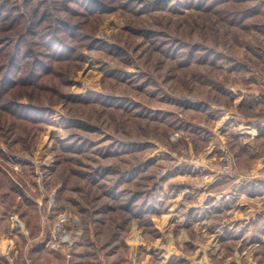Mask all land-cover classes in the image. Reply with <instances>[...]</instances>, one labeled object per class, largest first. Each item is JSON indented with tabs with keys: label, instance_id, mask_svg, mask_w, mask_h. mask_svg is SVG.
<instances>
[{
	"label": "rangeland",
	"instance_id": "obj_1",
	"mask_svg": "<svg viewBox=\"0 0 264 264\" xmlns=\"http://www.w3.org/2000/svg\"><path fill=\"white\" fill-rule=\"evenodd\" d=\"M0 19V264H264L235 232L264 188V0H0Z\"/></svg>",
	"mask_w": 264,
	"mask_h": 264
},
{
	"label": "crops",
	"instance_id": "obj_2",
	"mask_svg": "<svg viewBox=\"0 0 264 264\" xmlns=\"http://www.w3.org/2000/svg\"><path fill=\"white\" fill-rule=\"evenodd\" d=\"M250 129L252 131L250 133L252 134V136H261L260 128L253 127ZM260 175L264 177V172H262V174ZM262 179L264 178H261V180ZM258 181L259 180H256V179L252 180L251 178V180H248V183L244 184L240 192L241 193L240 200H242L243 204H240L241 214L239 218L241 219L240 220L241 223L240 225H238V227L235 230L237 234L239 233L237 240L242 242V245L248 239L253 240V242L248 245V248L243 249L244 250L243 253L248 252L247 250H250L249 253L255 252L257 251V249H259L260 246L264 245V188H261V189L258 188V191L256 190L255 187L258 186V183H259ZM252 189H254L253 191L255 192V194L251 193ZM243 201H246L247 203ZM254 203H256V205ZM0 246L2 247V243H0ZM2 253L3 252L1 251L0 254ZM245 257H248V256H245ZM245 257L241 256L240 259L238 258L236 259V257L233 255L231 258L235 259V261L242 260L243 258L242 261H244L246 259ZM231 258H229V260ZM254 262L255 263L251 262L250 264H258V262L256 261Z\"/></svg>",
	"mask_w": 264,
	"mask_h": 264
},
{
	"label": "built area",
	"instance_id": "obj_3",
	"mask_svg": "<svg viewBox=\"0 0 264 264\" xmlns=\"http://www.w3.org/2000/svg\"><path fill=\"white\" fill-rule=\"evenodd\" d=\"M227 159L229 160V164H230V159H231L230 156ZM229 164L226 165L227 170ZM229 196L230 195H227V197ZM69 225H70L69 217L66 214H62L57 218L51 230L50 238L48 241V246L50 248L57 250L61 247H66L70 249L73 246L74 240L72 238Z\"/></svg>",
	"mask_w": 264,
	"mask_h": 264
},
{
	"label": "trees",
	"instance_id": "obj_4",
	"mask_svg": "<svg viewBox=\"0 0 264 264\" xmlns=\"http://www.w3.org/2000/svg\"><path fill=\"white\" fill-rule=\"evenodd\" d=\"M69 1H71V0H69ZM38 14V13H37ZM40 17H42V19L40 18V20L38 19V21L37 22H35V23H32L31 22V20H26V28H27V32H29L30 31V28H29V26L31 25V24H33L34 26L36 25V26H40V25H42V23H41V21L42 20H46V19H50V18H52V16H50V13H48V12H46V13H44V15L42 16V15H40ZM18 19V18H17ZM0 22H1V19H0ZM20 22V20L18 21H16V23L18 24ZM44 28L45 27H43V28H41V30H38V31H35L37 34L39 33V35H41L42 34V31L44 30ZM30 33V32H29ZM42 35H44V33L42 34ZM47 39V40H46ZM23 41V38L21 37V38H18V42H22ZM43 42H48V49L49 50H51L52 51V49H53V47H55V46H58L59 44H60V42H61V40H60V38H57V36H54V35H47V37H44V40H43ZM17 49H20V46L18 45L17 46ZM17 58V54H16V56H14V59H16ZM13 59V60H14ZM13 60H12V62H13ZM11 62V63H12ZM36 62H37V64H39V66H44L45 64H42V63H39V60L37 59L36 60ZM10 81V80H9ZM261 130V132H260V134L262 135V134H264V130H263V128H260ZM251 193L252 194H255V192L253 191V190H251Z\"/></svg>",
	"mask_w": 264,
	"mask_h": 264
}]
</instances>
